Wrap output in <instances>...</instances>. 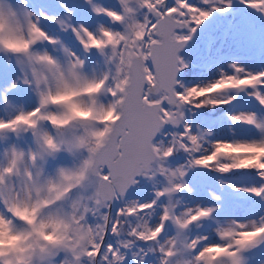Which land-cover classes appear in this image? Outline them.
Returning a JSON list of instances; mask_svg holds the SVG:
<instances>
[{
    "label": "snow or ice",
    "instance_id": "obj_1",
    "mask_svg": "<svg viewBox=\"0 0 264 264\" xmlns=\"http://www.w3.org/2000/svg\"><path fill=\"white\" fill-rule=\"evenodd\" d=\"M0 264H264V0H0Z\"/></svg>",
    "mask_w": 264,
    "mask_h": 264
}]
</instances>
